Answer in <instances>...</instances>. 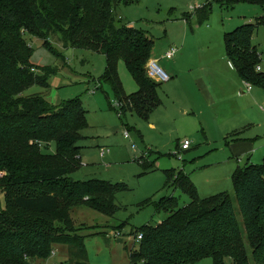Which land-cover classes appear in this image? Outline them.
<instances>
[{
  "label": "trees",
  "instance_id": "trees-1",
  "mask_svg": "<svg viewBox=\"0 0 264 264\" xmlns=\"http://www.w3.org/2000/svg\"><path fill=\"white\" fill-rule=\"evenodd\" d=\"M134 1L0 0V173L7 172V177H0L6 202L0 210V264H40L56 255L60 246L69 254L65 264H89L86 237L80 234L89 228L76 227L72 209L85 207L108 217L120 210L117 194L128 190L125 184L71 178L82 167L78 162L83 148L78 144L89 128L82 101L55 107L41 94L25 96L34 86L50 89V78L59 72L51 66L36 72L26 35L60 36L64 49L104 55L107 66L101 81L114 92L119 118L133 113L147 121L162 105L161 84L147 72L155 41L146 31L119 25L116 17L121 3ZM230 1L264 9V0ZM96 14L102 17L103 28L94 33ZM196 15L201 24L209 20L210 11L201 8ZM262 26L264 17L242 25L225 35V44L228 61L241 80L264 89V74L257 71L261 54L253 44ZM13 35L18 37L15 45ZM121 61L138 84L132 95L125 92L119 76ZM52 146L55 153L50 154ZM154 168L149 165L145 174ZM165 175L166 187L187 195L190 204L180 208L175 197L156 203L167 219L133 232L142 240L138 250L130 251L131 264H196L207 258L214 264H226L228 258L234 264H250L248 247L254 264H264V160L233 173L238 212L229 194L201 198L183 171L171 169Z\"/></svg>",
  "mask_w": 264,
  "mask_h": 264
},
{
  "label": "rangeland",
  "instance_id": "rangeland-1",
  "mask_svg": "<svg viewBox=\"0 0 264 264\" xmlns=\"http://www.w3.org/2000/svg\"><path fill=\"white\" fill-rule=\"evenodd\" d=\"M205 7L210 17L200 24L196 13ZM263 15L264 9L259 5H233L230 0L121 3L116 10L118 24L150 33L155 41L151 60H160L158 66L170 77L168 67L177 71L168 82L159 83L163 104L147 121L133 113L119 118L114 92L101 81L107 66L104 55L64 49L60 36L26 35L36 72L44 66L58 68L59 72L50 78V89L34 86L25 96L41 94L55 107L80 99L87 112L86 139L78 144L83 148L78 162L82 167L71 178L99 179L128 187L117 194L120 210L114 217L85 207L72 209L76 227L89 228L80 232L86 237L89 264H131L130 251L140 246L133 232L138 233L144 226L157 227L167 219L156 203L175 197L180 208L190 204L187 195L166 187L165 171H183L194 182L201 198L227 193L235 203L233 173L248 163H263L264 89L248 90L229 64L225 44L227 33L255 24ZM102 20L95 15L94 33L101 32ZM15 41L17 35L11 38L12 44ZM253 44L263 54L260 67L264 73V26L253 36ZM170 47H177L179 54L174 60L162 59ZM119 76L128 95L138 91V84L123 61L119 64ZM185 141L191 143L186 152L181 148ZM47 152L55 153V147ZM147 165L155 166V171L145 174ZM0 177H7V172H1ZM149 200L153 203L142 205ZM5 206L0 193V210ZM235 206L238 212L237 203ZM248 255L250 264H254L249 247ZM68 258L67 247L60 246L56 255L40 264H65ZM196 264L214 261L207 258ZM226 264L234 263L228 258Z\"/></svg>",
  "mask_w": 264,
  "mask_h": 264
},
{
  "label": "built area",
  "instance_id": "built-area-1",
  "mask_svg": "<svg viewBox=\"0 0 264 264\" xmlns=\"http://www.w3.org/2000/svg\"><path fill=\"white\" fill-rule=\"evenodd\" d=\"M177 55V49L171 48L168 52L165 53L164 58L167 60H174V58ZM158 60H151L148 65H147V72L150 78L155 80L158 83H163V82H168L171 77L163 71L159 66H158ZM257 71L260 72L261 68L258 67ZM248 89L251 90L252 87L250 85H247ZM129 137V134H126V138ZM182 151H187L190 150L191 148V143L189 141H185L182 144ZM142 240V236H139L137 239V242Z\"/></svg>",
  "mask_w": 264,
  "mask_h": 264
},
{
  "label": "crops",
  "instance_id": "crops-1",
  "mask_svg": "<svg viewBox=\"0 0 264 264\" xmlns=\"http://www.w3.org/2000/svg\"><path fill=\"white\" fill-rule=\"evenodd\" d=\"M261 17H264V15L263 16H261ZM261 17H259V18H261ZM257 47V46H256ZM171 48H175V49H177V55L179 54V49L177 48V47H170L166 52H168ZM258 51H259V49H258ZM260 52V51H259ZM260 54H261V58H262V56H263V54L260 52ZM165 55V54H164ZM177 55H176V57H177ZM162 59H164V60H167V59H165L164 58V56L162 57ZM175 59V58H174ZM156 60H158V59H156ZM160 61V60H159ZM229 62V61H228ZM229 64L230 65H232L230 62H229ZM233 66V65H232ZM261 68V73H263V68L262 67H260ZM172 74H176L177 73V71H176V69L174 68V67H168L167 68ZM172 74H171V78H172ZM264 74V73H263ZM246 84V83H245ZM249 90V89H248ZM253 89H251V90H249L250 92L252 91ZM247 92V91H246ZM246 92H243V94H245ZM162 104H163V102H162ZM187 151H189V150H187ZM186 152V151H185Z\"/></svg>",
  "mask_w": 264,
  "mask_h": 264
}]
</instances>
